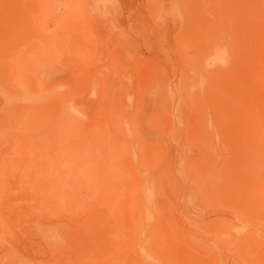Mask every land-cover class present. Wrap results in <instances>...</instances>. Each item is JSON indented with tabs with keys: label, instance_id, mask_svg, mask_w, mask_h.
I'll use <instances>...</instances> for the list:
<instances>
[{
	"label": "rangeland",
	"instance_id": "1",
	"mask_svg": "<svg viewBox=\"0 0 264 264\" xmlns=\"http://www.w3.org/2000/svg\"><path fill=\"white\" fill-rule=\"evenodd\" d=\"M0 264H264V0H0Z\"/></svg>",
	"mask_w": 264,
	"mask_h": 264
}]
</instances>
